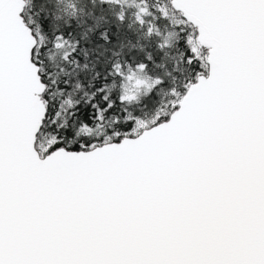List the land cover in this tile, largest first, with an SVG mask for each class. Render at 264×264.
Masks as SVG:
<instances>
[{"label": "snow or ice", "instance_id": "obj_1", "mask_svg": "<svg viewBox=\"0 0 264 264\" xmlns=\"http://www.w3.org/2000/svg\"><path fill=\"white\" fill-rule=\"evenodd\" d=\"M0 264H264V0H0Z\"/></svg>", "mask_w": 264, "mask_h": 264}]
</instances>
